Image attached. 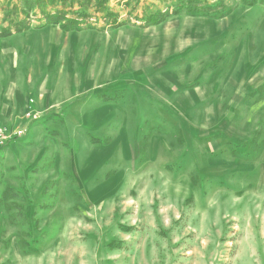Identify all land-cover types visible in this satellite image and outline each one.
<instances>
[{
  "label": "rangeland",
  "instance_id": "rangeland-1",
  "mask_svg": "<svg viewBox=\"0 0 264 264\" xmlns=\"http://www.w3.org/2000/svg\"><path fill=\"white\" fill-rule=\"evenodd\" d=\"M99 1L0 0V264H264V0Z\"/></svg>",
  "mask_w": 264,
  "mask_h": 264
},
{
  "label": "trees",
  "instance_id": "trees-1",
  "mask_svg": "<svg viewBox=\"0 0 264 264\" xmlns=\"http://www.w3.org/2000/svg\"><path fill=\"white\" fill-rule=\"evenodd\" d=\"M105 1H107V0H100V1H99V5L101 6V8L103 7L102 9H105V6H104V2H105ZM198 2H200V1H198ZM195 9L203 10L204 7H202V5H200V4H197ZM100 10H101V9H100Z\"/></svg>",
  "mask_w": 264,
  "mask_h": 264
},
{
  "label": "built area",
  "instance_id": "built-area-1",
  "mask_svg": "<svg viewBox=\"0 0 264 264\" xmlns=\"http://www.w3.org/2000/svg\"><path fill=\"white\" fill-rule=\"evenodd\" d=\"M2 131V129L0 128V132Z\"/></svg>",
  "mask_w": 264,
  "mask_h": 264
}]
</instances>
